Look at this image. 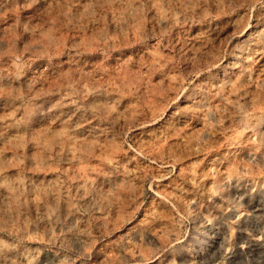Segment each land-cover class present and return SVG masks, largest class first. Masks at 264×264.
<instances>
[{"label":"rangeland","instance_id":"rangeland-1","mask_svg":"<svg viewBox=\"0 0 264 264\" xmlns=\"http://www.w3.org/2000/svg\"><path fill=\"white\" fill-rule=\"evenodd\" d=\"M0 264H264V0H0Z\"/></svg>","mask_w":264,"mask_h":264}]
</instances>
